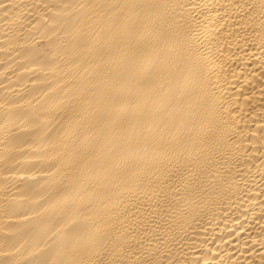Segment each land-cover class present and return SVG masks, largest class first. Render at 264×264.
<instances>
[{"label": "bare ground", "instance_id": "bare-ground-1", "mask_svg": "<svg viewBox=\"0 0 264 264\" xmlns=\"http://www.w3.org/2000/svg\"><path fill=\"white\" fill-rule=\"evenodd\" d=\"M0 264H264V0H0Z\"/></svg>", "mask_w": 264, "mask_h": 264}]
</instances>
